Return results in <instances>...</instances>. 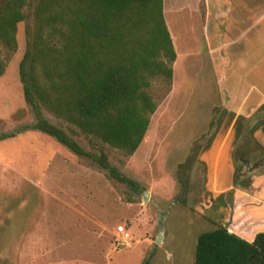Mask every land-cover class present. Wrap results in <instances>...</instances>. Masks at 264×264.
<instances>
[{"label": "rangeland", "instance_id": "rangeland-1", "mask_svg": "<svg viewBox=\"0 0 264 264\" xmlns=\"http://www.w3.org/2000/svg\"><path fill=\"white\" fill-rule=\"evenodd\" d=\"M179 15L174 20L179 33L176 86L170 92L165 82L154 83L158 110L136 154L126 158L109 145L75 136L86 151L106 153L140 189L111 180L90 160L41 132L0 141V264H143L147 259L150 264H195L198 237L224 225L234 196L231 204L228 198L218 201L204 187L199 161L214 128L215 110L210 107L216 87L206 77L202 55L188 56V39L200 37L198 22L191 33L192 15L187 11ZM18 43V52L0 79V136L36 121L20 80L24 23L19 25ZM43 113L70 133L62 120ZM208 198L215 207L204 211L201 207ZM120 226L129 239L118 233ZM160 236L163 240L157 243Z\"/></svg>", "mask_w": 264, "mask_h": 264}, {"label": "trees", "instance_id": "trees-1", "mask_svg": "<svg viewBox=\"0 0 264 264\" xmlns=\"http://www.w3.org/2000/svg\"><path fill=\"white\" fill-rule=\"evenodd\" d=\"M22 23L26 51L20 80L36 121L0 141L41 132L111 180L140 189L106 153L86 151L75 136L109 145L126 158L141 147L158 110L154 83L165 82L171 92L177 60L164 0H0V79L18 52ZM45 111L70 133L50 122ZM239 179L236 173V185L250 186ZM195 264H264V233L253 242L223 226L203 233Z\"/></svg>", "mask_w": 264, "mask_h": 264}, {"label": "crops", "instance_id": "crops-1", "mask_svg": "<svg viewBox=\"0 0 264 264\" xmlns=\"http://www.w3.org/2000/svg\"><path fill=\"white\" fill-rule=\"evenodd\" d=\"M184 11L192 15L191 33L196 22L200 25L199 39L195 41V35L188 39V56L202 55L206 77L216 87L210 107L215 110L214 128L199 158L204 187L218 201L234 196L223 227L253 242L264 233V0H164V16L177 53L174 66L179 62L174 20ZM175 86L174 69L173 90ZM236 173L239 183L251 178L248 188L236 185ZM214 207L213 198H208L201 208Z\"/></svg>", "mask_w": 264, "mask_h": 264}, {"label": "built area", "instance_id": "built-area-1", "mask_svg": "<svg viewBox=\"0 0 264 264\" xmlns=\"http://www.w3.org/2000/svg\"><path fill=\"white\" fill-rule=\"evenodd\" d=\"M118 233L124 238V239H129L130 238V235L129 233L127 232L126 228L124 226H120L118 228ZM122 246H126V242H122L121 243Z\"/></svg>", "mask_w": 264, "mask_h": 264}, {"label": "water", "instance_id": "water-1", "mask_svg": "<svg viewBox=\"0 0 264 264\" xmlns=\"http://www.w3.org/2000/svg\"><path fill=\"white\" fill-rule=\"evenodd\" d=\"M148 197H149V193H146V194H145V201L147 200ZM163 237H164V235H163ZM162 240H163V239H162V236H160V237L158 238V240H157V243H161Z\"/></svg>", "mask_w": 264, "mask_h": 264}]
</instances>
